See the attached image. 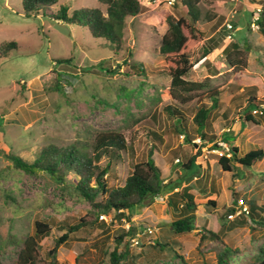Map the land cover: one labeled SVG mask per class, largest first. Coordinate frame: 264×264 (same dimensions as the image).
<instances>
[{
  "label": "rangeland",
  "instance_id": "1",
  "mask_svg": "<svg viewBox=\"0 0 264 264\" xmlns=\"http://www.w3.org/2000/svg\"><path fill=\"white\" fill-rule=\"evenodd\" d=\"M139 1L140 14L126 19L121 41L113 47L94 38L87 27L52 20L59 5L68 7L71 18L84 17L86 8L99 9L106 16V7L97 0H58L52 9L29 17L21 0H0V264L16 260L21 242L34 234L35 221H45L51 230L38 243L45 264L52 262L48 252L66 232L68 240L55 252L56 264H111L115 239L130 227L135 236L125 237L118 246L119 253L126 252L120 264H181L177 256L188 264H216L212 241L197 248L204 230L218 232L237 251L229 264H247L257 256L263 226L256 227L250 216L235 221L227 216L236 197L244 200L246 209L249 201L264 207V159L250 168L234 164L231 172L223 171L217 161L222 151L228 153L232 147L239 157L264 150V120L255 117L256 122L240 126V105L249 89L264 103V38L255 23L264 0H197L196 9L192 8L199 17L195 30L224 38L205 57L206 39L190 49L195 64L186 79L209 78L210 89L220 92L219 105L211 110L201 132L193 118L211 100L199 93L190 95L185 104L171 99L167 66L158 53L168 30L167 17H187L186 7L178 1L174 6L175 0ZM55 23L66 26L70 34L59 33ZM184 33L188 35L187 29ZM11 41L18 49L3 54V43ZM232 43L249 46L243 51L244 66L238 64L236 69L223 54ZM60 59L71 63H55ZM58 75L60 91L55 89ZM171 106L179 112L170 111ZM104 132L121 134L126 144L116 151L119 157L110 153L99 160L100 167L110 165V185L121 187L134 165L145 163L151 154L163 184L178 182L181 187L175 191L188 186L197 204L195 230L174 234L170 224L181 217L183 201L169 208L165 201L169 194L156 198L148 208L126 212L125 217L113 211L98 215L93 204L103 197L93 202L84 199L74 190L78 178L73 172L66 184H58L45 172L32 175L16 169L9 158L13 154L33 162L44 148L90 144ZM222 136L228 143L221 151ZM189 160H194L191 168L186 167ZM95 216L93 225L70 232L83 219L94 221ZM243 219L245 227L228 231ZM250 226L254 230L249 231ZM165 244L172 248L159 252Z\"/></svg>",
  "mask_w": 264,
  "mask_h": 264
},
{
  "label": "trees",
  "instance_id": "2",
  "mask_svg": "<svg viewBox=\"0 0 264 264\" xmlns=\"http://www.w3.org/2000/svg\"><path fill=\"white\" fill-rule=\"evenodd\" d=\"M100 4L106 7V16H104L99 9H84L85 16L71 18L68 16V7L59 5V10L53 21H62L65 25H77L80 27H87L91 35L96 39L105 40L108 45L115 47L121 41L122 33L125 28L126 19L135 18L141 12V3L139 0H97ZM180 2L181 5L186 7L187 17H181L175 19L171 16L167 17L168 30L161 39V44L158 49V53L164 58L168 75L170 78V88L168 90V96L173 100H180L182 104L192 99L193 93L200 94L202 96H208L211 100V105L201 107L194 115L193 121L197 125V130L201 132L204 129L206 121L209 119L212 109L217 108L219 105V94L217 89H210L209 78L197 80L191 82L186 79V76L193 68L195 64L190 54V49L196 45L199 41L206 39L209 45L208 50L204 51L205 57L210 51L220 47L224 38L221 36H205L202 35L199 30H195V24L199 20L198 14L192 11V8L196 9L197 0H175ZM22 10L25 17L38 16L43 14L46 10L52 9L58 5V0H21ZM258 28V33L264 38V9L259 14L258 20L255 22ZM187 29L188 35L184 33ZM17 43L14 41L4 42L1 50L3 54H7L13 50H17ZM249 50L248 44L240 47L236 43L229 44L224 50V58L227 64L231 68H238L241 64L244 66L245 58L243 51ZM232 51V52H230ZM2 55V54H1ZM0 55V56H1ZM57 64H69L70 60L60 59ZM132 67H135L133 65ZM217 67V66H214ZM72 78V76L70 77ZM61 77L57 79L56 90H61ZM68 82V80H66ZM248 97L245 98V102L241 103L240 107V126L245 123H254L255 117L264 120V103L257 99L255 91L250 90ZM200 98V97H199ZM170 111L175 112V108L172 106ZM257 110L258 113H254ZM179 111L177 110V113ZM261 123V121L259 122ZM240 128V130L242 129ZM231 130L225 132L230 133ZM233 132V131H232ZM231 132V133H232ZM223 134V135H224ZM224 143H228L222 136ZM126 146L125 140L121 134L104 132L95 137L94 141L90 144L87 143H74L66 148H58L50 146L42 149L37 158L33 162H28L13 154L9 155V158L16 169H19L25 173L37 175L46 173L50 178L60 184H66L67 176L73 172V175L78 179L75 183L74 190L77 191L84 199L93 202L97 196H102L100 203H94L96 213L109 214L114 212L120 217H125V213L131 214L132 210H138L141 208H148L155 203L156 198H164L166 194H169L167 200V206L169 208H175L179 202L183 201L182 208L179 209L181 217L172 222L171 229L176 235L189 233L195 230V212L197 211V204L194 202V198L189 193L188 186H185L181 191H175L181 185L176 182H168L163 184L161 179V172L155 166L152 159V155L148 157L145 163H137L134 165L131 174L125 179L124 184L121 187H114L110 185L109 179V164L105 167L99 166V160L105 154L113 153L119 157V150L124 149ZM86 148L91 150L89 154L86 152ZM229 155V156H228ZM264 159V150H251L245 155L239 157L238 149L232 147L228 153L222 151L218 157V165L225 172H231L233 165L238 164L245 168L252 167L256 162ZM194 164V160H189L186 167L191 168ZM238 198L233 201V206L229 209L230 213L234 212L238 204ZM214 205V202H211ZM248 214L250 216V222H255V226L258 224L263 226L264 218L261 215L264 207H257L255 204L248 202ZM101 215V214H100ZM259 221L255 220L257 217ZM115 217V215H114ZM95 216L94 221H88L83 219L79 224L71 229L70 232L76 231L80 225L87 226L93 225L97 222ZM241 218V217H240ZM238 218V219H240ZM247 225L246 220L236 221L233 226L229 227L228 231L234 230L238 227H245ZM259 226V225H258ZM223 226L218 231L221 232L224 229ZM231 229V230H230ZM252 227L250 226L249 231ZM254 230V229H252ZM50 226L45 221L34 222V234L28 236L21 242V246L16 260L12 264H45L39 254V240L46 237L50 232ZM135 230L130 227L124 234L115 239L116 247L110 252V263L120 264L121 260L125 258V253L118 252V246L123 242L124 238L130 236L132 239L135 235ZM225 232V230H224ZM253 232V231H252ZM226 233V232H225ZM69 237V232H66L60 236L54 244L52 250L48 252V255L52 257V262L48 264H56L55 252L60 245L64 244ZM222 237V236H221ZM218 232L207 231L200 234L197 248L200 244L206 240L212 241L213 248L216 250L215 259L216 264H229L231 258L236 255L235 250L232 251L225 242L222 240ZM10 243L18 246L16 240H10ZM20 243V242H19ZM166 247L172 248L168 245H160L158 251L162 252L166 250ZM180 259L181 264H188L183 258L177 256ZM247 264H264V240L262 241L258 254Z\"/></svg>",
  "mask_w": 264,
  "mask_h": 264
},
{
  "label": "built area",
  "instance_id": "3",
  "mask_svg": "<svg viewBox=\"0 0 264 264\" xmlns=\"http://www.w3.org/2000/svg\"><path fill=\"white\" fill-rule=\"evenodd\" d=\"M228 28L231 29L232 27L231 26H228ZM229 37H230V35L228 36V38ZM254 113H258V111L255 110ZM219 145L221 147V151L224 150V149H226L225 143H219ZM239 203H240V205H243L244 206V203H243L242 200H240ZM242 213H247V209L245 207H242V209H237L236 213L234 215H229L228 218L232 220V219H234L235 216H238V215H240Z\"/></svg>",
  "mask_w": 264,
  "mask_h": 264
},
{
  "label": "water",
  "instance_id": "4",
  "mask_svg": "<svg viewBox=\"0 0 264 264\" xmlns=\"http://www.w3.org/2000/svg\"><path fill=\"white\" fill-rule=\"evenodd\" d=\"M54 29L63 35H69L70 34L68 28L62 24H59V23H55Z\"/></svg>",
  "mask_w": 264,
  "mask_h": 264
},
{
  "label": "clouds",
  "instance_id": "5",
  "mask_svg": "<svg viewBox=\"0 0 264 264\" xmlns=\"http://www.w3.org/2000/svg\"><path fill=\"white\" fill-rule=\"evenodd\" d=\"M231 29H232V28H231ZM231 29H229V30H231ZM230 37H231V36H230ZM240 200H241V199H239V201H240ZM239 201H238V202H239ZM242 201H243V203H244V200H242ZM244 206H246V204H244ZM248 208H249V207H248ZM237 209H242V205H240V203H239L238 206H236L235 211L232 212V213L229 214V215H234V214L236 213ZM247 214H248V209H247V213H242V214H240V215H238V216H235L234 219H232V220L228 218L229 215L227 216V218H228L229 221H235L236 219L242 217L243 215L246 216Z\"/></svg>",
  "mask_w": 264,
  "mask_h": 264
},
{
  "label": "crops",
  "instance_id": "6",
  "mask_svg": "<svg viewBox=\"0 0 264 264\" xmlns=\"http://www.w3.org/2000/svg\"><path fill=\"white\" fill-rule=\"evenodd\" d=\"M236 229H239V228H236Z\"/></svg>",
  "mask_w": 264,
  "mask_h": 264
}]
</instances>
